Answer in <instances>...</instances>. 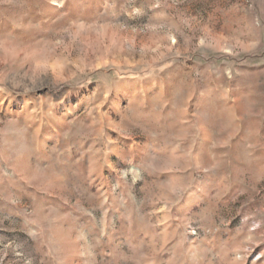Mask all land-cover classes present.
Here are the masks:
<instances>
[{
    "label": "rangeland",
    "instance_id": "1",
    "mask_svg": "<svg viewBox=\"0 0 264 264\" xmlns=\"http://www.w3.org/2000/svg\"><path fill=\"white\" fill-rule=\"evenodd\" d=\"M0 264H264V0H0Z\"/></svg>",
    "mask_w": 264,
    "mask_h": 264
}]
</instances>
